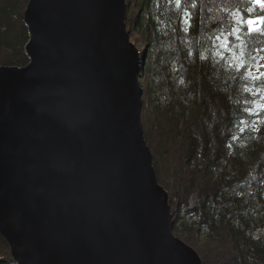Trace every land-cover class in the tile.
Returning <instances> with one entry per match:
<instances>
[{
    "label": "water",
    "instance_id": "obj_1",
    "mask_svg": "<svg viewBox=\"0 0 264 264\" xmlns=\"http://www.w3.org/2000/svg\"><path fill=\"white\" fill-rule=\"evenodd\" d=\"M127 0H28L0 66V234L16 264H202L142 123Z\"/></svg>",
    "mask_w": 264,
    "mask_h": 264
},
{
    "label": "trees",
    "instance_id": "obj_2",
    "mask_svg": "<svg viewBox=\"0 0 264 264\" xmlns=\"http://www.w3.org/2000/svg\"><path fill=\"white\" fill-rule=\"evenodd\" d=\"M137 1L140 0H128L129 6H135ZM27 2L0 0V44L21 48L14 59L0 56V64L11 60L9 63L24 66L29 61L25 48L29 31L22 19ZM141 3L131 16L137 17L134 24L147 37L142 40L141 50L143 55L148 54V60L140 74L146 82L143 87L156 104L150 119L153 132L160 137L156 148L160 157L172 162L186 136L193 144L195 135L189 132L197 131L194 125L202 122L206 111L208 116L212 115L209 127L211 120L214 126L221 125L218 136L225 126L218 140L220 153L214 159L209 158L208 148L201 142L198 150L188 148L186 172L193 180V176L199 175L198 179L203 176L206 183L193 188L190 177L173 179L177 183L171 186V191L181 197L175 221L178 232L194 248L201 234H205L206 244L216 246L219 242L212 238L215 226L225 227L232 233L231 237L237 235L242 239L244 254H248L246 264H264V167L257 168L264 160V110L256 107L264 105V77L251 78L258 75V64L264 65V34L258 30L249 33L245 25L240 40L229 37L234 54L221 49L215 39L238 27L241 17L246 20L264 16V9L252 0H181L179 5L175 0H141ZM17 24L23 27L20 31ZM139 33L134 37L140 41ZM219 53H223V58ZM238 58L246 62L240 71H237ZM259 71L264 72V67ZM245 109H252L253 114ZM213 110L219 113L220 120ZM148 145L158 164L154 148ZM175 162L180 164L177 157ZM157 176L159 182L168 186L158 172ZM215 187L218 198L211 203L208 194L201 192ZM198 192L201 193L198 204L206 212L192 213L188 215L191 220L185 222L184 213L189 211L182 198ZM182 223L190 227L182 229ZM220 237L224 239L227 234ZM238 259L234 261L241 263ZM13 263L10 247L0 236V264Z\"/></svg>",
    "mask_w": 264,
    "mask_h": 264
},
{
    "label": "rangeland",
    "instance_id": "obj_3",
    "mask_svg": "<svg viewBox=\"0 0 264 264\" xmlns=\"http://www.w3.org/2000/svg\"><path fill=\"white\" fill-rule=\"evenodd\" d=\"M27 3H26V6H27ZM134 4H135V6H131L130 5L128 7V14H127L128 18H127V21H126L127 22V29L131 30V41L134 42L136 44V46H138L141 49L142 40L145 41V38L147 39V37H145V34L142 31H140L137 28V26L134 24V22L136 21L137 17H135V15L133 17L131 16V14L134 12V9H136L137 7H139V8L141 7V4H142L141 0L137 1V2H134ZM23 15H24V13H23ZM22 19L24 21V16L22 17ZM131 19H132V22H131ZM131 23H132V28H131ZM22 28L23 27H21V25L17 26V29L19 31ZM137 31H139L140 32L139 35L142 36V39L139 38L140 41L135 39V37H134V34H136ZM19 48H20L19 45L17 47H14L13 45H10V46L5 45V46H3L2 43H1L0 44V56H4L5 55V57L8 58V59L9 58L10 59H14V58H16L15 56H17L16 54H18ZM147 60H148V54L143 55V53H142L143 68H145V64H146ZM9 62H11V60L5 61V63L0 64V66H13L14 65L13 63H9ZM141 78H144V76L142 77V75H140V77L138 79H139V81H140V83L142 85V89H143V95H142V99H143L142 123H143L145 138L147 140V143L151 145V148H154L153 150H155V153H156L155 154V160L158 161V164L155 163V161H154V167H155L156 170H158L157 171L158 175L160 174V178L163 177V179L166 182H168V186H166V187L161 182H159V183L170 193V195H171V197L173 199L172 202H171V207H172V210H173V213H174L173 214V218H174L177 215L176 212H177L178 207H180V205H179L180 201L179 200H180L181 197L179 196L178 193L174 194L173 191H171L172 190L171 186L173 184L177 183V182H173V179L176 178L175 176H177V177L182 176L184 178L185 177L186 178L190 177L189 174H188L189 172H186V164H184L186 162V158L188 157L187 156L188 148L192 149V147H193V148H196L198 150V144L201 142V143H203L205 145V148H208V151L210 153L209 158L210 159H214L216 153H220V148H219L220 146L218 145V140H219V137H221L222 134L224 133L225 126H224V128L222 127V132H221L220 136H218L219 135V130L221 129V125L219 124L220 125L219 127H218L217 124H216V126H214L215 124L211 120V124H210V127H209V122H210V118L212 117V115L208 116L209 113L206 111V114H205V117H204V119L206 118L205 121L203 122V120H204L203 119L202 122H200V124L194 125V127H196L197 131L194 129V130H191V132H189V134H194L195 135V139H194L195 140V142H194L195 144L194 143L191 144L192 141L188 140L187 136L181 141L182 144H181L180 150L178 151V154L176 156L177 160L180 161V162H178L180 164L176 165L177 164L175 162L176 157L174 158V160L172 159L173 160L172 162H170L171 160L167 161L165 158L160 157L161 155L158 154V150L156 149V148H158V145L160 143V139H159L160 137H159L158 134H155V132H153L152 125H151L152 122H151V119H150V115H153L156 104L152 100L153 96H150L149 93L147 92L148 89L146 87H143V84H145L146 82H145L144 79H141ZM215 114H216V116L219 117L218 120H220L221 116L219 115V113L215 112ZM208 127H209V129H208ZM203 138H205L206 142L204 141ZM255 152H258V150L256 149ZM161 159H162V161H161ZM261 163H263V166H261ZM158 166H159V169H157ZM173 166H175V167L173 168ZM245 166H246V164H245ZM263 167H264V160L259 163L257 168H263ZM182 172H183L184 176L181 174ZM196 173H198V172H196ZM198 176H193L194 180H193L192 177H190L191 180H192V183H193V185H192L193 188L196 185L200 184V183H201V185H202V183L203 184L206 183L205 178L203 176L202 177L200 176V179H198ZM178 179H182V178H178ZM213 189L214 190L206 189V190H202V192H201L202 194H205V195L208 194V197L211 198L210 199L211 203H213L216 200V197L218 198V193H219L217 187H215ZM188 192H190V190H188ZM201 193L198 192V194L196 193L194 195H189V196H186V197L183 196L181 202L186 206V208H185L186 211H189V214H185L184 213V217H185L184 221L185 222L191 220L189 218V216L192 213H196L195 215H197L198 212L200 214L202 212L203 213L206 212V211H201V210H203V208H202V206H200L198 204V197H200ZM211 203H209V205H213ZM181 227L183 229V227L189 228L190 226L187 225V224H183L182 223ZM215 228H216L215 229L216 231H215V233H214L212 238H213V240L215 242H219L216 246H214L210 242L206 244L207 240H206V238H204L205 234H201V236L200 237L198 236V239L195 240L196 244H197V247H196L197 249L196 248L195 249L198 251L200 257L202 258V264H246V257H247L246 255H248V254H244L242 239L240 237H238L237 235L231 237L232 233L225 227L224 228L221 227V229H220V227L215 226ZM201 229L205 233L204 228L202 227ZM175 231L179 234V236L176 234ZM178 231L179 230L177 229L176 225H174V234L177 237H179L180 239H182V236L185 237V235H182L181 232H178ZM223 233L227 234V237H225L224 239L222 237H220L221 234H223ZM0 236H1V238H3L2 235H0ZM4 241H5V239H4ZM7 245H8V243H7ZM229 248H230V250H229ZM236 258H239L238 260L239 261L241 260V263L238 262V261L235 262L234 260H236ZM259 259H261V257H259ZM13 264H16V263L14 262Z\"/></svg>",
    "mask_w": 264,
    "mask_h": 264
},
{
    "label": "snow or ice",
    "instance_id": "obj_4",
    "mask_svg": "<svg viewBox=\"0 0 264 264\" xmlns=\"http://www.w3.org/2000/svg\"><path fill=\"white\" fill-rule=\"evenodd\" d=\"M252 2L254 4L259 5L262 9H264V0H252ZM175 3L179 5L181 3V0H175ZM249 11H251V9H249ZM238 24L239 26L238 27L234 26L227 35H219L215 38L219 44V47L221 49L228 51L230 54H234V53L232 52V47H233L232 41L229 40V37L234 36L235 40L237 41L240 40L241 33L245 25L247 26V31L249 33H252L253 31L258 30V31H261L262 34H264V16L256 17L255 19L248 18L246 20L243 17H241ZM219 55L221 56V58H223V53H219ZM242 56L243 54H241V57ZM238 60H239V68L237 69V71H240L241 69H244L246 67V62L242 58H238ZM231 66L232 65L230 64L229 67ZM261 67H264V65L258 64V67H257L258 75L251 77L252 79H259L261 77H264V72L259 71ZM250 71L251 70L249 67V74H250ZM256 107L257 109L264 110V105H257ZM245 110L249 112V114H253L252 109H245ZM255 114L258 115L259 112L257 111ZM243 123L244 121H241V124Z\"/></svg>",
    "mask_w": 264,
    "mask_h": 264
},
{
    "label": "bare ground",
    "instance_id": "obj_5",
    "mask_svg": "<svg viewBox=\"0 0 264 264\" xmlns=\"http://www.w3.org/2000/svg\"><path fill=\"white\" fill-rule=\"evenodd\" d=\"M140 77V76H139Z\"/></svg>",
    "mask_w": 264,
    "mask_h": 264
}]
</instances>
